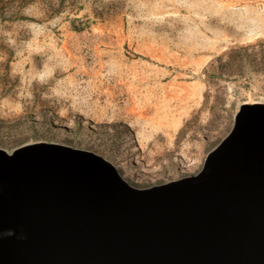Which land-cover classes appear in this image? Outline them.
Here are the masks:
<instances>
[{"label":"rangeland","instance_id":"rangeland-1","mask_svg":"<svg viewBox=\"0 0 264 264\" xmlns=\"http://www.w3.org/2000/svg\"><path fill=\"white\" fill-rule=\"evenodd\" d=\"M264 102V0H0V148L93 151L137 188L198 173Z\"/></svg>","mask_w":264,"mask_h":264},{"label":"water","instance_id":"water-1","mask_svg":"<svg viewBox=\"0 0 264 264\" xmlns=\"http://www.w3.org/2000/svg\"><path fill=\"white\" fill-rule=\"evenodd\" d=\"M0 264H264V102L198 173L147 188L93 151L0 148Z\"/></svg>","mask_w":264,"mask_h":264},{"label":"clouds","instance_id":"clouds-1","mask_svg":"<svg viewBox=\"0 0 264 264\" xmlns=\"http://www.w3.org/2000/svg\"><path fill=\"white\" fill-rule=\"evenodd\" d=\"M7 235H13V233H12L11 231H9V232L7 233Z\"/></svg>","mask_w":264,"mask_h":264}]
</instances>
